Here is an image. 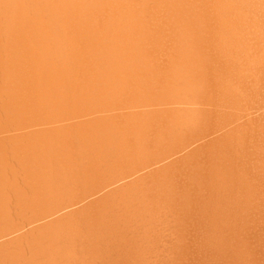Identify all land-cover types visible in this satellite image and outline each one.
Wrapping results in <instances>:
<instances>
[{"label": "bare ground", "instance_id": "6f19581e", "mask_svg": "<svg viewBox=\"0 0 264 264\" xmlns=\"http://www.w3.org/2000/svg\"><path fill=\"white\" fill-rule=\"evenodd\" d=\"M0 264H264V0H0Z\"/></svg>", "mask_w": 264, "mask_h": 264}]
</instances>
